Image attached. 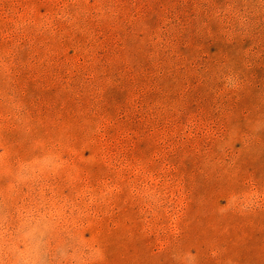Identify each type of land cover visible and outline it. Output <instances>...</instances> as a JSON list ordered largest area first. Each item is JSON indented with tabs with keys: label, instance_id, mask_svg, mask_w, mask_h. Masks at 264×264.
Listing matches in <instances>:
<instances>
[{
	"label": "rangeland",
	"instance_id": "1",
	"mask_svg": "<svg viewBox=\"0 0 264 264\" xmlns=\"http://www.w3.org/2000/svg\"><path fill=\"white\" fill-rule=\"evenodd\" d=\"M0 264H264V0H0Z\"/></svg>",
	"mask_w": 264,
	"mask_h": 264
}]
</instances>
